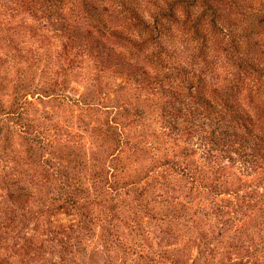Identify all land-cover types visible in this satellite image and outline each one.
<instances>
[{"label":"rangeland","instance_id":"1","mask_svg":"<svg viewBox=\"0 0 264 264\" xmlns=\"http://www.w3.org/2000/svg\"><path fill=\"white\" fill-rule=\"evenodd\" d=\"M45 35L0 14V264H264V178L204 166L158 85L62 70Z\"/></svg>","mask_w":264,"mask_h":264},{"label":"trees","instance_id":"2","mask_svg":"<svg viewBox=\"0 0 264 264\" xmlns=\"http://www.w3.org/2000/svg\"><path fill=\"white\" fill-rule=\"evenodd\" d=\"M0 14L56 39L62 70L87 63L120 85H158L166 125L204 166L264 178V0H0Z\"/></svg>","mask_w":264,"mask_h":264}]
</instances>
